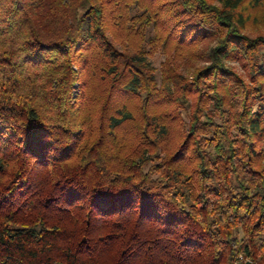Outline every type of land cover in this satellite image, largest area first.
<instances>
[{"label": "trees", "instance_id": "1", "mask_svg": "<svg viewBox=\"0 0 264 264\" xmlns=\"http://www.w3.org/2000/svg\"><path fill=\"white\" fill-rule=\"evenodd\" d=\"M246 260L264 0H0V264Z\"/></svg>", "mask_w": 264, "mask_h": 264}, {"label": "rangeland", "instance_id": "2", "mask_svg": "<svg viewBox=\"0 0 264 264\" xmlns=\"http://www.w3.org/2000/svg\"><path fill=\"white\" fill-rule=\"evenodd\" d=\"M133 11H135V10H133ZM150 31H152V33H150V34L148 33V34L149 35L153 34V30H150ZM144 49L146 51L150 52L149 61L151 62L152 66L156 69L157 79H158V82L160 83L161 82L160 70H161V64L165 59L164 54L162 53V50L160 48H158L156 51H152L151 50L152 48L148 43L144 44ZM234 65L237 67V69L240 73H244V70L240 64L236 63ZM246 261H248V260H246ZM246 261H244V263ZM244 263H242V264H244ZM234 264H237V263H234Z\"/></svg>", "mask_w": 264, "mask_h": 264}, {"label": "water", "instance_id": "3", "mask_svg": "<svg viewBox=\"0 0 264 264\" xmlns=\"http://www.w3.org/2000/svg\"><path fill=\"white\" fill-rule=\"evenodd\" d=\"M239 264H241V263H239ZM244 264H253V263H252V261L248 260Z\"/></svg>", "mask_w": 264, "mask_h": 264}]
</instances>
